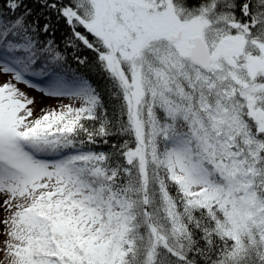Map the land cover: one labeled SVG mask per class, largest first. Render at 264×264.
Returning <instances> with one entry per match:
<instances>
[{
    "label": "snow or ice",
    "instance_id": "snow-or-ice-1",
    "mask_svg": "<svg viewBox=\"0 0 264 264\" xmlns=\"http://www.w3.org/2000/svg\"><path fill=\"white\" fill-rule=\"evenodd\" d=\"M41 7L69 27V47L97 54L121 104L109 119L86 79L57 76L46 94L81 105L31 119L34 99L0 84L7 264H264V0ZM31 15L25 0H0V75L26 85L38 61L64 59L36 39L51 24ZM129 133L135 147L37 158L84 144L81 134Z\"/></svg>",
    "mask_w": 264,
    "mask_h": 264
},
{
    "label": "trees",
    "instance_id": "trees-1",
    "mask_svg": "<svg viewBox=\"0 0 264 264\" xmlns=\"http://www.w3.org/2000/svg\"><path fill=\"white\" fill-rule=\"evenodd\" d=\"M239 3L240 0H237ZM42 0H25V4L28 8L32 10V15L28 18L30 21H35L38 19L39 25L42 27L44 23H50L51 29L47 34L40 32L36 39L39 40L41 45H46V42L52 40L53 48L55 51H59L61 55L64 57L62 61L58 64L47 62V67H45V61L41 59L38 63L33 66V71L26 73L25 75L31 77H47L49 74L58 73L63 78L71 81L74 77H83L86 79L93 88L101 96L103 101L104 108L107 110L108 118L111 119L115 114L118 113L121 101L116 99L113 96L114 89L112 88V82L109 79L106 72L102 71L100 65L97 62V54L86 48L82 42L74 41L75 47L68 46V40L71 37V31L66 23L62 19H58L55 12H52L48 9L41 7ZM19 11H24V9H20ZM50 18V19H49ZM82 34H85L87 38L91 41L94 37L91 34H88L85 29L82 27L77 29ZM87 57V62L84 64H79L76 60V57ZM41 68H44V72L41 73ZM65 105H71L73 107H79L81 105V101L76 103H67ZM63 105L58 107H54L57 111L61 109ZM126 120V116L124 117ZM86 123L91 126L93 122L86 121ZM98 127V123L96 124ZM85 139L84 144L79 143V139L75 147L65 148L59 151H47L37 154L38 159L52 161L59 156H63L67 153L76 154L78 152H87V151H95V152H110L111 144L114 142H123L128 141L130 147H135V138L132 134H125L122 136H111L108 139V143H104L103 138H97L96 143L87 142L86 137L81 134V137ZM174 191V190H173ZM201 246H203V241H201ZM7 264V263H6ZM201 264H203V260H201Z\"/></svg>",
    "mask_w": 264,
    "mask_h": 264
},
{
    "label": "rangeland",
    "instance_id": "rangeland-1",
    "mask_svg": "<svg viewBox=\"0 0 264 264\" xmlns=\"http://www.w3.org/2000/svg\"><path fill=\"white\" fill-rule=\"evenodd\" d=\"M57 76L62 77L58 73L49 74L47 77H29L25 75V79L30 81V84L26 85L23 82H16L12 80L11 74L0 75V84L11 80L13 83L17 84L22 91H24L29 98L34 99L35 103L30 105L33 108V117L31 119L38 118L44 114V111H49L58 107L60 105H65L67 103H76L80 100L71 96H49L46 91L49 86L57 79ZM43 110V111H42ZM73 155V153H67L62 157L59 156L56 159L60 160L67 156ZM7 199L6 195L0 194V264H6L5 253H4V241L7 239L5 233V226L3 220L10 215V212L5 210L4 200Z\"/></svg>",
    "mask_w": 264,
    "mask_h": 264
}]
</instances>
